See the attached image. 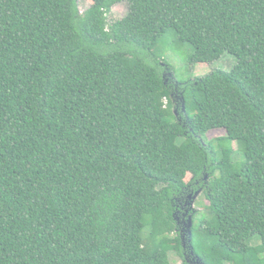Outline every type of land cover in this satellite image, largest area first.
<instances>
[{"label": "trees", "instance_id": "1", "mask_svg": "<svg viewBox=\"0 0 264 264\" xmlns=\"http://www.w3.org/2000/svg\"><path fill=\"white\" fill-rule=\"evenodd\" d=\"M170 36L193 64H236L179 83ZM196 180L207 203L184 247ZM171 253L264 264V0H0V264Z\"/></svg>", "mask_w": 264, "mask_h": 264}, {"label": "rangeland", "instance_id": "2", "mask_svg": "<svg viewBox=\"0 0 264 264\" xmlns=\"http://www.w3.org/2000/svg\"><path fill=\"white\" fill-rule=\"evenodd\" d=\"M91 3H92V0H79L80 10L85 11L91 5ZM128 11H129L128 3L126 1L119 2L115 6H113L109 14V20L115 21V20L121 19L128 13ZM163 48H164L163 60L165 63L169 64L172 67L174 74H175L174 78H176L177 82L179 83L186 82L196 76H203L205 74L210 73L211 71L215 69L230 70L236 64V58L233 55L228 54V53L223 55L220 59H217L209 63L193 64L190 61V58L194 53L193 45L189 43H181L177 39H175L174 36L172 37L170 36L169 42L167 44H164ZM172 74L173 73L170 72V75ZM223 135H225L224 129H214V130H211L207 134L206 138L207 140L211 141ZM233 147L236 150L238 148L236 143L233 144ZM212 148L216 152L220 151V146H218V144H212ZM234 156L236 160L237 159L240 160L242 158V155L239 150L235 152ZM191 178H192V174L189 173L186 176L185 181L189 182ZM196 192L193 193V196H191L192 197L191 199H193V201L191 202L192 206L190 209L193 212L198 211L199 213V209L201 206H202L201 209L202 210L204 209V206L200 205V203L206 204L207 201L204 198V195L202 194V192L199 191V193L197 194ZM183 212H184L183 210L179 212V216H177V221L179 222L180 220H182V218H185L184 223L183 222L182 223H183V228L187 229L191 214H189V216L186 218V216L184 217ZM198 216H200V213L198 214ZM181 229L182 228H180V230ZM170 258L173 262L177 264L182 263V259L179 258L174 253H171Z\"/></svg>", "mask_w": 264, "mask_h": 264}, {"label": "flooded vegetation", "instance_id": "3", "mask_svg": "<svg viewBox=\"0 0 264 264\" xmlns=\"http://www.w3.org/2000/svg\"><path fill=\"white\" fill-rule=\"evenodd\" d=\"M193 185H195V187L194 186L190 187L189 188V192L187 193V195L183 196L179 200V203H178L179 209L177 211L178 212L177 214H179V212H181V210H183L184 211L183 212L184 217L185 216H189V214H190V211H191L190 208L192 206L191 202L193 201V199H191L192 198L191 196H193V193H195L198 190H200V191L203 190V186H202L203 184L200 183L199 180H196ZM184 220H185V218H182V220L179 221V223H181L180 228H182L181 229L182 232L184 231V228H183ZM182 237L186 241V233L185 232L182 233ZM185 245H186V242H185ZM192 261L194 262V260H192Z\"/></svg>", "mask_w": 264, "mask_h": 264}, {"label": "water", "instance_id": "4", "mask_svg": "<svg viewBox=\"0 0 264 264\" xmlns=\"http://www.w3.org/2000/svg\"><path fill=\"white\" fill-rule=\"evenodd\" d=\"M200 191V190H199ZM199 191H197L196 192V194L197 193H199ZM201 192V191H200ZM191 228H192V217H190V221H189V225H188V228L186 229H184V231L183 232H185L186 234H188V236H190V238L188 239V241L190 242L191 241V234H192V230H191ZM185 239H183V246L184 247H186L187 246V244L185 245ZM191 253H193V251H191ZM191 263L193 262L192 260H189ZM193 263H195V264H205V263H203L199 258H195V260H194V262Z\"/></svg>", "mask_w": 264, "mask_h": 264}]
</instances>
